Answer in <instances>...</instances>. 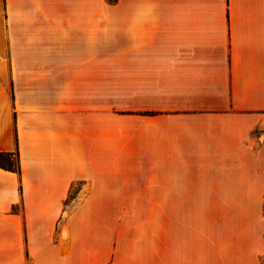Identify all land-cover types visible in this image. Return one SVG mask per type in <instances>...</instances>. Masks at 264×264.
I'll return each instance as SVG.
<instances>
[{
  "label": "crops",
  "instance_id": "0c3cea01",
  "mask_svg": "<svg viewBox=\"0 0 264 264\" xmlns=\"http://www.w3.org/2000/svg\"><path fill=\"white\" fill-rule=\"evenodd\" d=\"M109 8L124 10L129 35L153 39L155 72L186 104L223 110L211 114L204 163L223 180H264V141L247 143L264 110V0H0V151L21 163L20 174L0 168V264H264L259 198L147 210L84 196L83 181L111 169L93 93ZM216 9L244 14L205 15Z\"/></svg>",
  "mask_w": 264,
  "mask_h": 264
},
{
  "label": "rangeland",
  "instance_id": "374dc122",
  "mask_svg": "<svg viewBox=\"0 0 264 264\" xmlns=\"http://www.w3.org/2000/svg\"><path fill=\"white\" fill-rule=\"evenodd\" d=\"M152 11L169 18L186 10ZM243 11L205 10V15L224 19ZM125 15L121 8L99 10L98 62L93 73L98 88L93 93L99 139L112 154L111 169H104L95 180H84V196L98 193L100 207L114 209L245 208L253 207L258 198L264 209V180H223L217 162L203 161L200 152L216 121L211 114L223 110L186 104L188 99L179 95L186 91L162 82L163 76L154 70L153 39L140 41L129 35ZM257 113L260 119L247 140L254 149L264 141V110Z\"/></svg>",
  "mask_w": 264,
  "mask_h": 264
},
{
  "label": "trees",
  "instance_id": "16d2710c",
  "mask_svg": "<svg viewBox=\"0 0 264 264\" xmlns=\"http://www.w3.org/2000/svg\"><path fill=\"white\" fill-rule=\"evenodd\" d=\"M0 168L21 173L19 151H0Z\"/></svg>",
  "mask_w": 264,
  "mask_h": 264
}]
</instances>
